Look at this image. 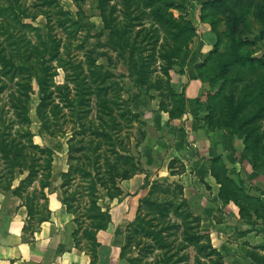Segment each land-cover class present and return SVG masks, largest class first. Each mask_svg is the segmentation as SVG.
<instances>
[{
  "label": "trees",
  "instance_id": "trees-1",
  "mask_svg": "<svg viewBox=\"0 0 264 264\" xmlns=\"http://www.w3.org/2000/svg\"><path fill=\"white\" fill-rule=\"evenodd\" d=\"M162 1V2H159ZM48 2V1H44ZM106 0H97L102 28L107 31L106 42L117 51L119 56L126 52L128 57L127 70L129 76L134 77V82L146 89H155L160 92L163 85L168 91V97L172 100L171 108H167L159 102V109L168 113L170 118L181 116L185 111V98L183 91L176 93L171 87L169 70L174 66V58L181 52L186 45L187 32L194 28L185 20H177L172 13L168 11L170 3L163 0H122L123 15L125 21L118 24L115 16H110L109 9L106 10ZM130 4L133 6L130 8ZM111 9V8H110ZM22 6H19L17 0H0V95L9 88V83L15 85V89L9 92L13 99V116L16 121L13 124L24 126V130L16 134L18 138L11 137V132H0V157L5 162L6 170L1 173L5 182L2 184L3 190H10L14 196L22 197L26 194L25 205L28 214L31 215L35 204L40 200L46 201L44 188L52 186V161L54 151L48 146L39 145L33 140V132L30 130L32 119L30 117V99L33 94L32 83L38 88L39 100L34 109V115L38 122L39 131L51 137L60 136L63 132L61 124L56 119L60 113L59 105L65 103V107L72 110V116L76 120V125L71 129L70 139L67 146V170L59 173L61 182L58 186L61 193V202L66 210L74 215V221L77 229L82 231L84 237L91 241L92 247L96 246L95 232L106 228L110 215L108 209H101L99 200L101 196L113 199L121 194L118 181L129 178L137 170V163H133L130 156H123L118 152L117 141H114L111 131H104L101 125L92 124L91 113L94 110L97 120L102 121L103 110L105 109L106 98L99 90L92 91L91 88L83 89L86 85L83 77V87L80 86L76 99L70 97L71 90L66 84L58 85L54 81L56 67L54 61L60 50V40L49 33L45 34V40L41 38L37 27L31 24L22 23L21 18L28 17ZM34 18V16H31ZM146 18L152 25L154 37L146 40H138L136 37L129 38L131 26L144 23ZM128 22V24H127ZM20 32L16 35L13 29ZM22 28H26V31ZM27 31H32L37 38L34 43L25 35ZM160 31L169 36L172 46L169 49L159 46L156 47ZM216 34V30L212 29ZM161 37V36H160ZM29 38V39H27ZM16 51L18 62H14L6 56L7 51ZM156 59H163L165 65L162 75H157ZM245 56H241L233 51L228 58L220 63V73L225 71L230 64L244 62ZM264 64V61H262ZM202 64H197L195 68H200ZM59 67H63L59 65ZM183 73V72H182ZM187 75L191 79H199L200 75L193 68L188 69ZM153 77V79H151ZM16 79V81L14 80ZM202 80V79H201ZM216 81V79H214ZM81 82L80 80L78 81ZM11 88V87H10ZM82 90V91H81ZM84 90V91H83ZM92 94V95H91ZM251 95V101L257 103L253 113L241 119L236 123L237 114L241 112L244 103H247V97ZM246 93L244 98L238 102H233V98H228V114L223 124L237 131L244 125H252L249 129H243L245 132L244 152L250 155L252 165L256 169H261L259 165L264 161V142L262 136L255 133L253 138H249L251 133L259 130L258 122L264 120V91L257 89L256 95ZM166 96V95H165ZM164 96V97H165ZM56 102L59 103L57 105ZM95 102V109L93 104ZM177 103L179 105L178 113L175 112ZM79 106H82L79 108ZM10 127L8 129H10ZM114 129V128H111ZM10 133H9V132ZM253 134V133H252ZM13 135V134H12ZM80 135L81 139L73 141L74 136ZM14 136V135H13ZM88 137V138H86ZM110 151L115 156L113 161L107 163V168L101 166V155ZM78 154V155H75ZM124 159V162L121 160ZM211 170L220 184L218 196L224 200H232L239 205L241 213L247 212L239 198L240 185L243 182L229 178L225 174V169L217 158L212 159ZM123 167H120L122 165ZM137 165V166H136ZM24 177L19 179L18 184L10 189L12 182L20 175ZM78 175L79 182L72 188L74 176ZM231 184L223 186V180ZM85 184V185H82ZM148 185L145 180L143 187ZM239 186V187H237ZM32 187L31 192L28 190ZM88 200L85 206L80 207L81 199ZM186 207L182 212L181 206H173L166 200L159 201L151 197V192L138 201L135 218L128 223L126 227L125 244L122 247L121 254L126 255L134 253L129 257L130 264H187L190 256L187 248L193 247L195 250V264H205L201 259H208L213 256L216 261L212 264H221L222 256L212 247L209 238L206 235L199 234L197 230L190 231L189 222L186 215L193 216L196 224H199V217L191 214L187 209V203L182 199ZM179 207V209H178ZM178 217L179 221H173L172 217ZM196 225V227H197ZM194 227V228H196ZM204 239L205 241H203ZM157 256H156V255ZM155 255L156 257H152ZM252 259L260 264H264V259L251 253Z\"/></svg>",
  "mask_w": 264,
  "mask_h": 264
},
{
  "label": "rangeland",
  "instance_id": "rangeland-1",
  "mask_svg": "<svg viewBox=\"0 0 264 264\" xmlns=\"http://www.w3.org/2000/svg\"><path fill=\"white\" fill-rule=\"evenodd\" d=\"M163 1L170 3L168 11L172 13L175 19L186 20L194 28L193 31L187 32L185 35L187 36L186 45L174 58V66L168 72L170 79L174 76V73H172L174 71L176 73L186 71L187 73L188 69L193 68L200 75L199 79H202L203 82L201 96L204 99L201 101V107L204 108V114L200 113V111L197 112V115H199L198 119L203 120L207 127L212 128L211 130L225 132L234 140L245 145L243 141L245 132H242V130L249 129L252 125L247 124L234 131V129L224 125L223 120L226 119L228 114L229 97H232L235 103L239 99H243L246 93H253L252 96H255L257 89H263L264 91V64L262 62L264 61V0ZM17 2L29 15L21 18L22 23L37 27L41 38L44 40L46 39V33L60 40V50L56 58L58 61H54V65H58L54 76L56 84L68 85L71 90L70 97L75 100L76 93L79 92L80 86L83 85V77H85L86 85L82 86L83 89H88L89 87L92 91L99 90L101 94L108 97L104 103L106 107L101 115L102 121L97 120L93 110L90 116L92 124L94 126L97 124L101 125L104 131H111L114 141H117L118 152L123 156H130L133 159V163L139 165V157L134 154L135 150L140 145L146 131L149 134L155 133L154 130L152 131L149 128L154 127L155 121H160L158 117L159 102H162L167 108H171L170 103H172V100L168 97V91L162 85L160 92L163 93V96H160L161 93L158 90L139 86L134 82V77L129 76L125 60L128 54L124 52L123 56H119L117 51L106 42L107 31L102 28L97 0H17ZM105 5H107L106 10L109 9L110 11V16L114 12V18L118 24H122L125 21L122 0H106ZM132 6L130 4V8ZM31 16H34V18H31ZM17 29L14 28L13 31L17 32ZM212 29L216 30V34ZM23 30L26 31V28H22L21 32ZM151 31L152 25H150L149 19L146 18L143 24L131 26L128 37L130 39L136 37L138 40L150 39L154 37V33ZM19 33L15 34L18 35ZM25 35L34 43H37V38L32 31H27ZM158 35L160 39L157 41L156 47L161 46L169 49L172 46L169 36L163 34L162 31ZM161 47H157L159 52L162 49ZM233 51L245 56L246 60L228 65L221 74L222 77L219 78L220 63L228 58ZM6 56L10 57L14 62H18L16 51H7ZM156 60L155 69L157 75L163 77L162 71L165 62L163 59ZM62 64L63 67H59ZM197 64H202V66L195 68ZM14 80L16 81V79ZM79 80L81 81L80 83L78 82ZM170 84L172 89L177 91L176 93L181 92L179 85L177 87L174 81L171 82L170 80ZM32 87L33 94L30 99L32 124L30 125V130L34 134L33 140L39 145L53 149V168L54 172H58L67 164L66 150L69 144L68 139H70L71 129L78 120L72 116V110L68 108L69 106L65 107L64 102L59 105V101H55L59 105L58 108L61 109L56 121L61 124V131L63 130V132L56 137H50L40 132L34 115V109L39 100V93L35 83H32ZM13 88L15 89V85L9 83V88L0 95V132L9 130L14 135L11 134V137L18 138L19 135L16 134L15 130L21 132L25 127L17 124H13L10 127L12 122L16 121V117L13 116V99L9 96V92L13 91ZM250 99L251 95L247 97V103H244L241 112L237 114L236 123L248 117L256 109L257 103ZM134 100H137V102H134ZM140 100H143L145 102L144 106H147L144 112H139L137 108H132V105L140 102ZM94 105L95 102L92 105L95 109ZM173 106H176V103ZM177 106L179 107L178 103ZM177 106L176 113L179 111ZM81 107L79 106V108ZM146 120H149L150 123L147 127ZM258 125L259 130L252 132L253 134L251 133L249 138H253L255 133H258L263 137L262 141L264 142V120L259 121ZM9 127L10 129H8ZM79 136L76 135L71 139L78 141L81 139ZM114 157L110 151L105 152L104 150L100 160L102 168L106 169V164L113 161ZM122 161L124 162V159ZM259 165H262L260 168L263 170L264 161L262 160ZM120 167H123V163ZM137 169H139L138 166ZM5 170V162L0 157V175ZM0 179L4 183L3 177ZM79 179L78 175L74 176L73 189ZM57 180L60 181L59 179ZM146 181L148 185L144 187L143 196L139 197V199L151 192V197L159 201L166 200L171 202L173 206L181 204L179 207L181 206L180 209L185 212L186 207L182 203L183 197L181 196L182 188L179 184L167 179ZM234 183L237 184V181ZM222 184L227 186L231 183L224 179ZM240 185L242 188L237 186L240 188L238 193L240 201L250 207L251 203L254 204L256 202L253 199L256 196L252 197L249 194L250 192L246 185L242 183ZM0 191L5 192L3 187L0 188ZM8 193L5 192L7 196ZM126 195L135 196V194L131 193ZM7 200L11 201L10 199ZM80 202V207H83L88 203V200L83 197ZM193 210L196 211L197 209ZM260 210L264 214V210ZM191 214L194 215V211H191ZM171 217L173 221H179L178 217ZM186 217L190 231L197 230L199 234L205 235L200 232L199 224H196L193 216L186 215ZM202 240L205 241L204 239ZM186 251L190 255L187 264H195L193 248L190 247ZM155 255H152V257L157 256ZM201 261L205 264H212V261H216V257L213 256L210 261L208 259H201Z\"/></svg>",
  "mask_w": 264,
  "mask_h": 264
},
{
  "label": "crops",
  "instance_id": "crops-1",
  "mask_svg": "<svg viewBox=\"0 0 264 264\" xmlns=\"http://www.w3.org/2000/svg\"><path fill=\"white\" fill-rule=\"evenodd\" d=\"M172 73L171 82L183 91L185 111L170 118L167 112L158 110L160 121L149 128L155 133L146 131L134 153L139 157V170L118 181L119 196L111 200L101 196L99 205L108 209L110 220L106 228L95 232L96 246L92 247L81 230L76 232L74 215L61 202L59 173L67 170L68 163L54 172L53 160L52 186L44 188L47 199L35 204L31 215L25 193L18 197L10 190H4L8 196L0 191V264H130L129 257L135 254H121L126 227L135 218L144 181L151 179L172 180L181 186V196L199 217L200 232L222 256L221 264H260L251 253L264 259V214L260 210H264V169L253 167L242 142L225 132L211 130L198 119L197 112H204L202 80L189 78L186 71ZM144 103L140 100L132 108L144 112ZM145 122L147 127L149 120ZM214 158L221 162L229 178L241 180L249 194L256 196V202L246 207L247 212L241 213L238 204L218 196L220 184L211 170ZM23 177L24 174L17 177L10 189ZM2 184L0 179V188Z\"/></svg>",
  "mask_w": 264,
  "mask_h": 264
}]
</instances>
